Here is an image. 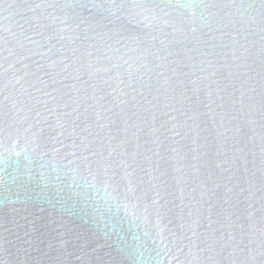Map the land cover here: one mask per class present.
<instances>
[{
  "label": "water",
  "instance_id": "obj_1",
  "mask_svg": "<svg viewBox=\"0 0 264 264\" xmlns=\"http://www.w3.org/2000/svg\"><path fill=\"white\" fill-rule=\"evenodd\" d=\"M0 264H264V0H0Z\"/></svg>",
  "mask_w": 264,
  "mask_h": 264
}]
</instances>
